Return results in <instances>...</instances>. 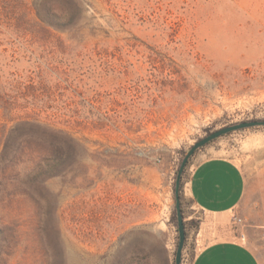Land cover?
Instances as JSON below:
<instances>
[{"label": "rangeland", "instance_id": "obj_1", "mask_svg": "<svg viewBox=\"0 0 264 264\" xmlns=\"http://www.w3.org/2000/svg\"><path fill=\"white\" fill-rule=\"evenodd\" d=\"M76 1L0 0V152L10 118L79 141L35 201L0 207L14 237L0 264H174L185 154L212 131L264 120V0ZM49 3L68 15L58 28L37 16ZM205 148L240 163L233 232L264 264V127ZM193 164L185 216L200 222L185 193Z\"/></svg>", "mask_w": 264, "mask_h": 264}, {"label": "trees", "instance_id": "obj_2", "mask_svg": "<svg viewBox=\"0 0 264 264\" xmlns=\"http://www.w3.org/2000/svg\"><path fill=\"white\" fill-rule=\"evenodd\" d=\"M70 2L79 7L76 0H70ZM36 9L40 21L52 28H58L63 25V22L68 17L62 8L55 7L51 3ZM9 121L13 122L14 125L6 133L2 151L0 152V207L3 206V208L9 207L12 200L18 196L35 201L34 195H37L40 190H45L46 182L62 173L71 158L68 153L69 148L79 145V141L64 130L53 128L36 119L10 118ZM205 147L199 149L195 155ZM194 156L190 159L187 167L190 166ZM177 173L178 171L176 172V177ZM185 173L186 170L184 175ZM184 175L181 183V203L186 225L185 251L188 245L190 229L193 227L199 229L200 222L186 220L183 196ZM172 222L178 232L176 208H174ZM12 227L11 220L0 218L1 256L8 255L6 248L9 247L14 239L13 235L10 234L13 230ZM175 260L176 251L173 258L174 264ZM166 261H168L167 258Z\"/></svg>", "mask_w": 264, "mask_h": 264}, {"label": "crops", "instance_id": "obj_3", "mask_svg": "<svg viewBox=\"0 0 264 264\" xmlns=\"http://www.w3.org/2000/svg\"><path fill=\"white\" fill-rule=\"evenodd\" d=\"M193 160L185 193L202 217L191 264H261L233 232L232 219L246 193L240 163L214 148L200 150Z\"/></svg>", "mask_w": 264, "mask_h": 264}, {"label": "water", "instance_id": "obj_4", "mask_svg": "<svg viewBox=\"0 0 264 264\" xmlns=\"http://www.w3.org/2000/svg\"><path fill=\"white\" fill-rule=\"evenodd\" d=\"M261 126L264 127V120H247V121H242L224 126L220 129L208 133L205 137L195 142L188 150V152L185 154L181 162L180 168L178 170L176 182H175V208L177 214L178 235H179L175 264H183V252L186 243V225H185V217L183 214L182 203H181V183L183 180L184 172L187 168L190 159L195 155V153L199 149L205 147L214 140H217L232 132L255 128V127H261Z\"/></svg>", "mask_w": 264, "mask_h": 264}, {"label": "built area", "instance_id": "obj_5", "mask_svg": "<svg viewBox=\"0 0 264 264\" xmlns=\"http://www.w3.org/2000/svg\"><path fill=\"white\" fill-rule=\"evenodd\" d=\"M189 220H192L193 219V217L192 216H190L189 218H188ZM197 233H198V229L196 228V227H193V228H191L190 229V234H189V238H188V245H187V248H186V250L184 251L185 253H187V250L189 249V246L193 243V235H195L196 234V236H197ZM185 253H184V260L186 259V255H185Z\"/></svg>", "mask_w": 264, "mask_h": 264}]
</instances>
